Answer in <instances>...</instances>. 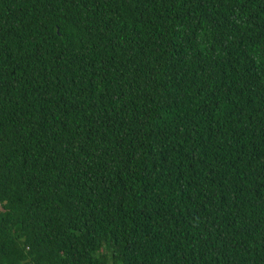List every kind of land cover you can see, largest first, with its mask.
Listing matches in <instances>:
<instances>
[{"label":"trees","instance_id":"trees-1","mask_svg":"<svg viewBox=\"0 0 264 264\" xmlns=\"http://www.w3.org/2000/svg\"><path fill=\"white\" fill-rule=\"evenodd\" d=\"M0 264H264V0H0Z\"/></svg>","mask_w":264,"mask_h":264}]
</instances>
